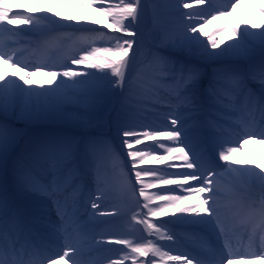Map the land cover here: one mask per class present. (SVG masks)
Wrapping results in <instances>:
<instances>
[{"label":"bare ground","instance_id":"bare-ground-1","mask_svg":"<svg viewBox=\"0 0 264 264\" xmlns=\"http://www.w3.org/2000/svg\"><path fill=\"white\" fill-rule=\"evenodd\" d=\"M17 1L23 4L21 11L17 9ZM184 1L0 0V30L5 31V34H0V40H9L12 36L39 40L38 34L40 32L45 31L49 26H58L61 30L58 32L59 35L57 34V39L64 42L73 38L72 36L76 34V31H79L75 29L97 28L94 32L97 39L104 36L103 44H109L111 50L120 51L116 55L126 59L127 67L125 70H127L133 54L131 43L135 39L140 40L142 34L146 35L142 32L145 29L142 30L140 25H136V27L134 25L135 20L142 13V3L145 2L148 10L143 17L149 19L151 26L158 34L163 46L160 54L163 53L164 56L177 55V57L182 58H193L194 64H201L208 68L209 64H211L210 67L212 66V63L218 65L226 61L240 60V57L246 55L247 50H251L252 46L257 48L264 45V0H231L230 3L228 0H221L229 11V14L221 17H217L212 12L214 7L211 2L213 0H193L194 3L190 6H184ZM82 4L85 6L83 7ZM189 12L197 17L189 20L180 19L181 15ZM232 14L236 17V20L233 19ZM129 23H131V28L136 33L132 32L130 27L127 26ZM24 24H26L25 28L23 27ZM12 27H16L15 34L6 32ZM25 33L26 36H24ZM76 40L79 41L80 39L76 38ZM58 45L60 46V44ZM71 46L72 44L70 49ZM54 47L55 43L51 46V49ZM19 49L14 46L0 49L1 118L3 116L8 118L5 115V112H8L11 116H16L19 126L24 129L25 133L29 131L44 133L46 130L44 123H54L53 117L58 114V117L62 118L58 126L78 129V131L70 133L71 138H90L95 135L90 127L98 126V124H92V117L89 114L90 112L97 113L95 115L99 117L100 123L99 113L103 112L97 111L95 105L100 103L104 106L105 113L101 124L103 128L108 130L110 138L113 139L109 151L112 156L118 157V163L123 168L114 171L112 176L106 175L104 177L105 183L111 177L115 179L105 189V192L109 193H106V195L104 191L95 189L97 195H94L92 199L97 203L108 204L106 201H111L117 194L116 199L119 202L114 201V205L108 206L110 205L108 204L103 207L99 216L106 217L108 214L116 219H123L121 220L123 224L137 227L136 234L129 230L118 231L122 233H119L120 241H132V254L130 255V250L111 253L104 250L103 253L106 255L104 257L106 263L104 264H154L153 262L165 260L164 257L168 255L169 242L167 233L159 227L163 224L162 219H169L176 225V228L169 229L167 227L170 230L169 234L174 238L176 237L172 232L174 233L175 229L180 232L184 230L185 234L189 232L188 228H184L187 221H190L189 224L195 225L201 224L202 221L207 219L209 220V227H212V213L204 206L205 202L210 203L213 210L216 208L224 210L222 214L226 218L231 216L229 212L236 215L242 211L231 206L234 204H236L234 206H239L238 197L246 194V196L251 197L252 202L259 203L258 208H253L254 214H259L256 227L264 224V214L259 212V209L261 211L264 209V207H260L264 204V145L257 146L254 139L243 140L239 130H234V136L239 139L230 150L221 149L219 143L215 141L216 154L219 158L217 161L212 160L211 170L213 172L225 168L221 177H209L208 174L211 173L210 165H207V162L203 160L194 163L195 167L202 169L199 174L196 171L194 172V168L190 166H187L186 170L176 171L170 165L176 159L181 163H186V161H191V157L196 158L202 145L200 142H203L202 136L201 140L196 143V147L187 151V153H190L188 156L175 153L173 157L169 154L168 144L172 141L175 143L181 142L180 135H174V132L186 129L183 123L177 120L182 121L189 115L187 110L160 108L159 105L161 104L157 102L159 100L156 99V96H152L154 92L152 94L139 92L136 88H133L135 87L134 84L133 87H129L130 81L136 82L137 78L133 74L119 77L118 71H115L116 73H106L90 67L86 69V76L82 78L73 76L71 81L62 84L54 83L47 76H43V78H46L45 82L36 79L28 81V76L22 78L19 72L15 75L2 69L7 63L19 62V58L12 55L13 51ZM189 50L191 52H188ZM202 57L204 62H202ZM134 68L135 64L132 69ZM198 74L203 73L199 72ZM116 77L121 78V80L117 81ZM213 77L214 75L211 74L207 83H201L198 80L188 81L191 88L196 87L193 92L195 94L192 96L203 95L205 91L203 85H208V82L214 81ZM146 80L144 83L138 80L139 85L152 88L148 82L152 79L147 78ZM112 82L120 83V88L122 86L118 96L115 94V89L112 90L109 86ZM28 83H31V85ZM106 90L110 91L108 99L102 98ZM232 93L235 96L237 95L235 91H232ZM173 96H175V93L170 95L171 98ZM142 99H152L154 101H150L148 104ZM16 101L18 104L14 103ZM193 103H195V100ZM9 105L12 106L11 111ZM108 111L111 114H107ZM70 112L74 114H70ZM47 117H51L52 120L47 119ZM24 122H28V124L22 125ZM41 123L43 124L40 125ZM196 124V122L193 123L194 126ZM58 126H54V128ZM20 127H16V129ZM159 128L164 130L159 132ZM82 129L85 130L80 131ZM59 136H64V133L53 131V135L48 136L47 140L51 145H56ZM22 141L8 133L1 136L0 158L9 157V153L16 146L21 145ZM47 148H49L47 145L40 148L42 155L45 152L46 154L51 152L46 151ZM66 148L68 146L65 144L61 145V151L66 157L65 161L71 154L70 147L69 149ZM96 150L105 151L102 144H99ZM78 165L79 162L74 161V166L77 167ZM101 165L107 168L109 158L103 160ZM138 165H144V167L140 168ZM218 165L220 168H217ZM205 168L209 172L205 173ZM119 170L121 174H119ZM178 173L181 175H177ZM117 174H119L118 177ZM204 178L205 182H203ZM216 180L220 184L214 183ZM206 181H209L206 186L212 188L210 190L214 191L218 188L217 193L211 191L205 193L199 190L196 194H190V192L197 191V188L199 189V186L205 184ZM137 183L141 184L142 187L148 186L150 188L149 192L144 193L149 197L146 200L148 205L143 206L142 210L139 209L137 213L130 214L133 211V205L129 200L131 194L128 191L136 189ZM133 184H135L134 187H132ZM187 188L190 189L189 192ZM236 188L237 191H234ZM241 188L243 193L239 194L238 190ZM170 189L173 190L174 195H171ZM159 194H163L165 197L162 200V206H165V202L169 203L170 206L166 204L168 207H161L159 203L153 201L157 197L154 195ZM182 198L186 200L181 201ZM138 200L140 201V198ZM87 209L88 215L91 216L88 207ZM151 213H156L157 219L151 218ZM163 213L167 216L161 217ZM241 215H243V212ZM200 218L202 220L198 223L197 221ZM139 219L146 220V225L142 229L135 225L139 223ZM239 219L235 220L234 223ZM155 221L159 222L157 223L158 226ZM150 228L153 229L152 232H150ZM63 229L68 230L67 227H63ZM119 238L116 236V243L119 242ZM94 240L91 242H94ZM103 243L112 245V243L105 240H103ZM170 251L177 252L172 246H170ZM144 252L149 253L151 257L143 259ZM262 253H264V246L256 250V255L251 261L238 260L239 262H236V264H264V257L261 258ZM111 255H113L112 258ZM207 257L208 254L198 257L200 264H206L204 259ZM168 261L169 263L165 261V264H174L170 261V258ZM193 261L179 264H198ZM77 264L82 263L77 262ZM212 264H221V262Z\"/></svg>","mask_w":264,"mask_h":264},{"label":"rangeland","instance_id":"rangeland-1","mask_svg":"<svg viewBox=\"0 0 264 264\" xmlns=\"http://www.w3.org/2000/svg\"><path fill=\"white\" fill-rule=\"evenodd\" d=\"M185 2L186 3H189V1H185ZM82 6L84 7L85 5L82 4ZM85 9L87 10L86 7H85ZM147 10H148V8L146 7L145 2H143L142 3V13L145 14ZM142 13H141L140 17L142 16ZM174 13H176V12H174ZM259 14L262 16V14L260 12H259ZM191 16H192V14L190 13V17ZM233 19L236 20V18H233ZM137 23H138V21H137ZM127 26L128 27H131V23H129ZM149 28H153L151 26V24L145 30L148 31V32H150L151 30ZM143 35H142L141 39L143 38V40H144L145 43L143 42V40H142V43H141L140 46H139V43L136 40H134L131 43V46L133 45L132 48H131V51L133 52L136 49V52H135L134 56H132V58H131L130 65L128 63V69L127 70H125L126 67H127L126 59L121 58V64L119 66V69L117 70L118 71L117 73H118L119 77L127 76L129 73H132V74H134V76H137L138 78H143L144 75L156 74L158 72L157 71L156 73H152L149 70H150V68H152V67H154L156 65L157 59H160V57H161V55H159L157 57V54H158V51L161 50V48L163 47L161 45L162 42H160V39L159 38H154L152 40L150 37L143 36ZM240 41H243L244 42V40H241V39H240ZM166 49L169 50L168 48H166ZM247 51L248 52L246 53V56L243 54L245 57H243L242 59H245L246 57H249V58L252 57L249 61H254V56H256V54L264 51V45H262V47L260 46V47H257V48L255 46L254 47L252 46V49L251 50L248 49ZM115 52L117 53V51H115ZM188 52H191V50H189ZM109 53L111 55H114L113 52L112 53L109 52ZM261 55L262 54L260 53L258 56L261 57ZM93 57L95 59H100L101 58V56H98L97 54L94 55ZM201 59H202V62H204V60H203L204 58L202 57ZM257 61H258V59H256V62ZM166 62H169L171 64H178V63L179 64H183L186 68H188L190 70H196V71H199L198 70V67H202L203 68V74L200 77L202 78L201 81H203V82L207 80V78L205 77V75H206V72L208 70L210 72H212V73H215L218 76V79L215 80V81H213V82H211L212 83V85H211L212 87H215L216 86V84L219 81V79H223V72L221 70V67H219L221 64H218L219 66H216V65H214V63H212L211 68H210V65L211 64H209L208 68H205V66H203L201 64H200V66L199 65L198 66L195 65L194 63L191 62V60L185 59V58L168 59V60H166ZM238 62H245V61H238ZM224 63L222 65H224ZM133 64H137L138 65V68L132 69ZM206 64H208V63H206ZM227 65L228 64H226L224 67H226ZM237 65H242V64L241 63H238ZM154 69H155V67H154ZM102 71L103 72H108V73H116L115 71H112V70H104V69H102ZM160 72H161V70H160ZM186 72L188 73L189 71H186ZM116 80L117 81L118 80L120 81L121 78L116 77ZM29 84L31 85V83H29ZM134 84H135V87H133L131 85H129V87L136 88L137 87L136 82H134ZM109 86L112 88V90L115 89V94H116V96H118V94L121 92V89L119 88L120 86L118 85V83L114 82V83L110 84ZM113 87H115V88H113ZM210 91L211 90L208 91V86H207V91L206 92L207 93H211ZM112 94H113V91H112ZM109 97H110V91L109 90L108 91L106 90L105 93H104V95H102V98L108 99ZM85 101L87 102V100H85ZM14 103L18 104L17 101L14 102ZM10 104L12 105V103H10ZM11 107L12 106L9 105L10 111L12 110ZM95 107L97 108V111L102 112L104 110V106L101 105V104H96ZM109 113L110 112L108 111L107 114H109ZM70 114H74V113L73 112H70ZM95 114H97V113H94L93 114L92 112H90V114H89L92 117V124H95V125L98 124V126L92 128V131H95L96 133H98V131H100V132H103V133L107 134L108 131L107 130H103V126L101 124V122L104 119V116H103L104 113H99L100 115L98 114L100 116V121H101L100 123H99V117H97ZM58 116L59 115L57 114V115H55L53 117L54 124L61 123L62 118H60ZM47 119L50 120L51 117L50 118L47 117ZM144 174H145V172H144ZM160 206L161 207H166L167 205H165V206L160 205ZM155 224L158 225L156 222H155ZM150 236H152V235H150Z\"/></svg>","mask_w":264,"mask_h":264}]
</instances>
